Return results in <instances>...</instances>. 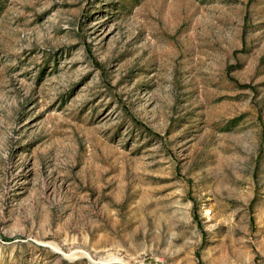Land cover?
<instances>
[{
  "label": "rangeland",
  "instance_id": "rangeland-1",
  "mask_svg": "<svg viewBox=\"0 0 264 264\" xmlns=\"http://www.w3.org/2000/svg\"><path fill=\"white\" fill-rule=\"evenodd\" d=\"M0 264H264V0H0Z\"/></svg>",
  "mask_w": 264,
  "mask_h": 264
},
{
  "label": "bare ground",
  "instance_id": "bare-ground-1",
  "mask_svg": "<svg viewBox=\"0 0 264 264\" xmlns=\"http://www.w3.org/2000/svg\"><path fill=\"white\" fill-rule=\"evenodd\" d=\"M156 263V262H155Z\"/></svg>",
  "mask_w": 264,
  "mask_h": 264
}]
</instances>
